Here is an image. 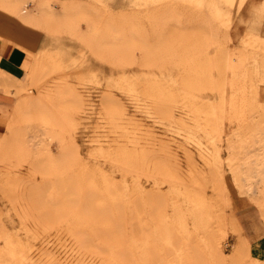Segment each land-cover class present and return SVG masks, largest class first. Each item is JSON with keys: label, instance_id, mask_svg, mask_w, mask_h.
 I'll use <instances>...</instances> for the list:
<instances>
[{"label": "rangeland", "instance_id": "374dc122", "mask_svg": "<svg viewBox=\"0 0 264 264\" xmlns=\"http://www.w3.org/2000/svg\"><path fill=\"white\" fill-rule=\"evenodd\" d=\"M2 1L0 264H264V0Z\"/></svg>", "mask_w": 264, "mask_h": 264}, {"label": "crops", "instance_id": "0c3cea01", "mask_svg": "<svg viewBox=\"0 0 264 264\" xmlns=\"http://www.w3.org/2000/svg\"><path fill=\"white\" fill-rule=\"evenodd\" d=\"M0 1H2V0H0ZM2 2H4V1H2ZM0 7H2L1 3H0ZM6 11L8 13H11L9 10H6ZM11 14L16 17L15 14H13V13H11ZM27 18H29V15L26 14V15L22 16L21 19L22 20L24 19L23 21L25 22L27 20ZM46 24L49 25V23H46ZM23 50H24V48L22 45V39L14 36V35H11L8 31L4 30L2 26H0V71H3L4 73H6V77L10 76L12 78L19 79L18 75H20L19 73L21 71H23L21 66L24 65L25 58H26V54L24 53ZM9 80H11V79H9ZM0 82H4V79ZM7 83H9V82H7ZM28 83H29V81H28ZM24 84H25V82L23 81L19 85L18 90H17L19 92L20 97L22 95V92L25 89ZM1 94H4V88H3V86L0 85V96H1Z\"/></svg>", "mask_w": 264, "mask_h": 264}, {"label": "bare ground", "instance_id": "6f19581e", "mask_svg": "<svg viewBox=\"0 0 264 264\" xmlns=\"http://www.w3.org/2000/svg\"><path fill=\"white\" fill-rule=\"evenodd\" d=\"M59 13V12H58ZM63 14H65L66 13V11H64V12H62ZM58 16V14L56 13H53L51 10H49V9H44L43 11H42V15H41V17L43 18V20H44V22L45 23H49V25H51L52 23H55L56 21V17ZM24 20V19H23ZM32 82V81H31ZM22 90V89H21ZM19 93V92H18ZM25 93V92H24ZM35 93V92H34ZM19 96V95H18ZM22 98V97H21ZM20 100V99H19ZM37 103V102H36ZM34 104V103H33ZM20 105V104H19ZM21 105H22V103H21ZM32 105V104H31ZM36 105H38V104H36ZM36 105H34V106H36ZM28 106V105H27ZM33 106V105H32ZM37 107V106H36ZM36 107H33V108H36Z\"/></svg>", "mask_w": 264, "mask_h": 264}]
</instances>
